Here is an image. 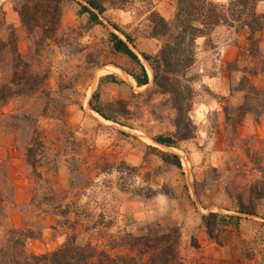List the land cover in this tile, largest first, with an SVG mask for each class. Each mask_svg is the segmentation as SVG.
<instances>
[{
	"label": "rangeland",
	"instance_id": "obj_1",
	"mask_svg": "<svg viewBox=\"0 0 264 264\" xmlns=\"http://www.w3.org/2000/svg\"><path fill=\"white\" fill-rule=\"evenodd\" d=\"M34 2L0 0V40L21 57L12 58L10 43L0 54V249L15 229L31 234L28 254L73 239L141 263L152 254L145 244L177 230L182 264H264L261 218L242 215L238 235L222 245L201 223L208 212L232 214L224 184L241 193L264 165V27L251 39L249 29L224 24L196 37L193 63L160 85L140 53H156L162 39L150 37L152 13L171 27L177 0L109 7L105 26L89 22L78 0H61L56 20L26 27L18 9L35 11ZM256 11L264 15V0ZM110 23L133 38L146 84L133 82L128 71L139 68L112 47L107 30L123 35ZM15 63L37 84L12 81ZM176 116L189 119V136L156 143L175 136ZM160 152L176 154L180 167Z\"/></svg>",
	"mask_w": 264,
	"mask_h": 264
},
{
	"label": "trees",
	"instance_id": "obj_2",
	"mask_svg": "<svg viewBox=\"0 0 264 264\" xmlns=\"http://www.w3.org/2000/svg\"><path fill=\"white\" fill-rule=\"evenodd\" d=\"M46 1V2H44ZM81 11L88 14L89 22L105 26L101 21L102 14L107 8H123L129 0H78ZM258 0H228L226 4H218L212 0H177V12L175 14V23L170 27L167 21L159 16L157 12H153L151 19L153 26L151 27L150 37H159L162 39L156 53L152 56L145 52H141V58L148 63L154 71V80L156 84H164L169 78L168 74H179L186 71L194 61V40L198 36H209L213 30L220 24L227 26H236L239 28H247L251 32V36L255 31H259L264 27V15L256 11V3ZM43 2V3H42ZM61 0H51V4L47 0H36L32 8L26 7L18 9L20 19L23 25H34L39 17L46 18L59 12V4ZM29 8V9H28ZM41 20V19H40ZM111 27L120 32L123 37L114 31H108L109 41L112 47L133 60L139 68V73L128 71L129 75L135 80L137 85H144L148 82V74L139 58L132 50L130 45L133 38L126 32L122 31L117 24L110 23ZM257 39L252 42L256 44ZM10 42L0 40V54ZM12 53L15 61L20 60V55L13 44L7 49ZM5 51V50H4ZM18 63L12 64V81L20 78L22 86L28 89L37 84L32 79V74L23 77V71L18 67ZM162 69V74L160 70ZM160 78L157 80V77ZM34 77V76H33ZM111 81H115V76H108ZM104 118L105 115L98 111ZM189 119L176 116L175 119V136H156L153 140L165 146H172L178 139H185L189 136ZM160 158L167 163H171L176 167H180V160L176 154L160 152ZM259 177L254 181L246 184L242 192H234L235 186L232 184H224V191L232 201V214H219L217 212H208L201 215V223L209 239L218 245H222L224 240L237 236L239 232V222L242 215H253L262 219L264 226V213H259L258 208L263 205L264 208V165L259 168ZM243 192H247L243 196ZM6 242L12 243L9 246L5 243L6 250L0 249V264H182L181 257L178 254L179 233L174 230V236L155 237L153 246H147L152 250L151 256L145 262L126 258L122 255H112L107 250L100 249L98 246L90 242L79 244L73 239L66 240L57 249L44 254L32 255L24 250L23 241L32 237L22 230H9ZM127 237L132 238L131 235ZM144 239L137 236L134 240ZM195 247L198 244H193ZM237 264H251L240 261Z\"/></svg>",
	"mask_w": 264,
	"mask_h": 264
},
{
	"label": "water",
	"instance_id": "obj_3",
	"mask_svg": "<svg viewBox=\"0 0 264 264\" xmlns=\"http://www.w3.org/2000/svg\"><path fill=\"white\" fill-rule=\"evenodd\" d=\"M167 23H168V25H170L171 22H168V21H167Z\"/></svg>",
	"mask_w": 264,
	"mask_h": 264
},
{
	"label": "crops",
	"instance_id": "obj_4",
	"mask_svg": "<svg viewBox=\"0 0 264 264\" xmlns=\"http://www.w3.org/2000/svg\"><path fill=\"white\" fill-rule=\"evenodd\" d=\"M133 82H135V81L133 80Z\"/></svg>",
	"mask_w": 264,
	"mask_h": 264
}]
</instances>
